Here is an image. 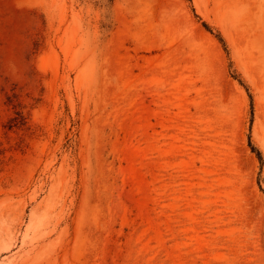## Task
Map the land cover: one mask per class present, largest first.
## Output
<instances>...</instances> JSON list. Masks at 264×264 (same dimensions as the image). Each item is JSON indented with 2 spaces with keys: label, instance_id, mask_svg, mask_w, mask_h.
<instances>
[{
  "label": "rangeland",
  "instance_id": "1",
  "mask_svg": "<svg viewBox=\"0 0 264 264\" xmlns=\"http://www.w3.org/2000/svg\"><path fill=\"white\" fill-rule=\"evenodd\" d=\"M0 264H264V0H0Z\"/></svg>",
  "mask_w": 264,
  "mask_h": 264
},
{
  "label": "trees",
  "instance_id": "2",
  "mask_svg": "<svg viewBox=\"0 0 264 264\" xmlns=\"http://www.w3.org/2000/svg\"><path fill=\"white\" fill-rule=\"evenodd\" d=\"M109 1H111V0H109ZM257 155H258V157H259L260 161H262L261 154L258 152V153H257Z\"/></svg>",
  "mask_w": 264,
  "mask_h": 264
}]
</instances>
